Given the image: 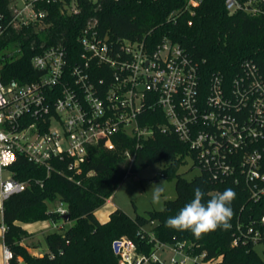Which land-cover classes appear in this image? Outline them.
<instances>
[{
  "label": "built area",
  "instance_id": "1",
  "mask_svg": "<svg viewBox=\"0 0 264 264\" xmlns=\"http://www.w3.org/2000/svg\"><path fill=\"white\" fill-rule=\"evenodd\" d=\"M108 0H0V74L2 50L19 44L13 33L33 28L39 34L49 28L53 8L63 16L91 15L79 36V51L63 42H42L31 58L39 76L27 83L5 84L0 78V252L1 264H12L14 253L5 243V203L26 190L29 182L15 179L11 167L19 156L53 173L75 181L90 149L125 135L138 141L153 135L139 119L156 111L160 125L173 129L181 141L197 153L196 168L214 180L232 179L243 185L254 203L264 200V78L252 60L227 83L219 74L205 79L197 61L180 45L164 38L155 47L145 40L112 39L100 33L97 17ZM115 2L119 0H113ZM201 0H190L198 5ZM230 14L264 13V0H225ZM36 44L31 50L36 51ZM133 163L135 154L124 151ZM62 164H65L63 167ZM9 176L4 178V172ZM72 172L67 174L68 172ZM39 183V181H37ZM68 215L63 202L54 210ZM264 216L260 224H238L233 246L264 245ZM61 229H63L61 227ZM151 241L153 237H150ZM119 264H165L158 252L169 250L170 264H217L206 253L192 255L182 244L159 242L150 255L137 252L129 239H120Z\"/></svg>",
  "mask_w": 264,
  "mask_h": 264
},
{
  "label": "trees",
  "instance_id": "2",
  "mask_svg": "<svg viewBox=\"0 0 264 264\" xmlns=\"http://www.w3.org/2000/svg\"><path fill=\"white\" fill-rule=\"evenodd\" d=\"M190 0H108L102 4L97 17L100 33L112 39L131 41L145 40L155 47L164 38L180 45L197 63L205 79L221 75L229 83L240 72L246 60L254 61L264 78V13L252 16L244 12L230 14L225 0H201L198 5H189ZM85 9L80 16H63L53 8L49 28L39 34L33 28L13 33L11 41L19 44V56L3 64L0 74L5 83H27L39 76L31 58L39 45L63 42L69 50L79 51L77 37L86 20L93 14ZM35 42L36 51L31 50ZM156 111H148L140 118L141 126L150 125L153 135L138 141L125 135L112 138L114 148L101 144L90 149L88 161L81 166L75 181L56 173L48 176L45 169L29 163L19 156L11 167L15 179L29 182L25 191L13 195L5 203L4 223L8 227L5 243L12 249L14 260L21 257L26 264H119L114 251V242L127 237L137 246V252L150 255L156 242L176 246L182 244L187 253H206V260L218 259L217 264H264L253 244L233 246L237 225L245 227L253 220L259 223L264 216V200L254 203L247 189L235 184L232 179L214 180L206 171L192 180L178 174L185 157H191L197 165V153L181 141L165 119H158ZM135 154L133 163L124 156L125 150ZM166 162L167 169L160 178L175 179L177 197L165 202L161 211H149L130 218L120 209L102 223L96 212L115 193L124 179L155 163ZM64 167L65 164H62ZM68 172V171H67ZM72 172H68L70 174ZM39 181V183H37ZM199 187L204 201L218 192L232 188L236 198L231 207L234 216L229 230L218 229L197 239L190 231H177L165 227L169 217L194 199V190ZM63 202L67 209L69 228L63 232L49 233L45 239L48 250L36 256L23 245L29 233L23 224L63 219L49 203ZM153 240L151 241V238Z\"/></svg>",
  "mask_w": 264,
  "mask_h": 264
},
{
  "label": "rangeland",
  "instance_id": "3",
  "mask_svg": "<svg viewBox=\"0 0 264 264\" xmlns=\"http://www.w3.org/2000/svg\"><path fill=\"white\" fill-rule=\"evenodd\" d=\"M2 65L16 59L20 54L18 50L12 46H9L2 50L1 53ZM168 164L166 162L155 163L147 166L126 177L115 193L111 196V203H105L99 212V217L104 218L109 210L114 208H120L130 218H135L137 214L146 215L149 211H161L165 207V202L168 200H174L177 197L175 179L160 178V175L167 169ZM178 174L186 180H192L201 172L194 166V161L191 157H185L181 164ZM9 172H4V178L9 176ZM161 184L164 192L161 196V202L159 204L152 203V189L156 187L155 184ZM57 204V203H56ZM56 204L49 203V209L55 210ZM1 223V219H0ZM70 224L61 219L58 222L53 223L51 220L36 222L28 224L26 229L31 231L29 237L23 240V244L29 248L31 254H41L48 250L45 237L49 233L63 232L69 228ZM61 227L63 229H61ZM127 237H122V239ZM1 246V245H0ZM255 250L261 257H264V245H257ZM158 256L164 261L165 264H170V260L173 254L169 250H162L158 252ZM22 261V262H21ZM0 264H1V252H0ZM17 264H26L21 257L17 258Z\"/></svg>",
  "mask_w": 264,
  "mask_h": 264
},
{
  "label": "clouds",
  "instance_id": "4",
  "mask_svg": "<svg viewBox=\"0 0 264 264\" xmlns=\"http://www.w3.org/2000/svg\"><path fill=\"white\" fill-rule=\"evenodd\" d=\"M161 184L162 182L155 184L156 187L152 189L153 204L161 202L164 192ZM204 196V191L197 187L194 190V199L186 203L176 216L169 217L164 226L177 231H190L197 239L218 229L229 230L234 216L231 204L236 198L235 191L227 188L206 202Z\"/></svg>",
  "mask_w": 264,
  "mask_h": 264
},
{
  "label": "crops",
  "instance_id": "5",
  "mask_svg": "<svg viewBox=\"0 0 264 264\" xmlns=\"http://www.w3.org/2000/svg\"><path fill=\"white\" fill-rule=\"evenodd\" d=\"M106 203H111V199H108ZM116 209H120V208H114V207H113L111 210H109V211L107 212V214L104 216V218H100V217H99V212H100V210H101V208H100V209L97 210V212H96V217L99 219L100 222L105 223V222L109 221L111 213H112L113 211H115ZM120 210H121V209H120ZM27 225H28V224H23L22 227H23L24 229H26V226H27ZM26 230H27V229H26ZM27 231H28V230H27ZM28 232L31 233V231H28ZM23 245H24V244H23ZM25 246H26V245H25ZM28 250H29V248H28ZM43 253H45V252H43ZM43 253H41V254L37 253V254H34V255H36V256H41V255H43ZM21 262H22V261H21Z\"/></svg>",
  "mask_w": 264,
  "mask_h": 264
},
{
  "label": "water",
  "instance_id": "6",
  "mask_svg": "<svg viewBox=\"0 0 264 264\" xmlns=\"http://www.w3.org/2000/svg\"><path fill=\"white\" fill-rule=\"evenodd\" d=\"M69 219V215H66L63 217V220H68ZM263 227H264V220H263ZM119 250V244L116 242L114 243V251L115 253H117Z\"/></svg>",
  "mask_w": 264,
  "mask_h": 264
}]
</instances>
